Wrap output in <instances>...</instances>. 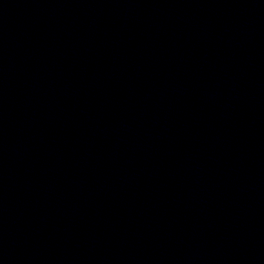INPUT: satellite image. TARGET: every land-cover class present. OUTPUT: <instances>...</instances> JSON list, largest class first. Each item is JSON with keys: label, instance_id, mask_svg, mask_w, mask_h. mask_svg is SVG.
Wrapping results in <instances>:
<instances>
[{"label": "water", "instance_id": "water-1", "mask_svg": "<svg viewBox=\"0 0 264 264\" xmlns=\"http://www.w3.org/2000/svg\"><path fill=\"white\" fill-rule=\"evenodd\" d=\"M0 264H264V0H0Z\"/></svg>", "mask_w": 264, "mask_h": 264}]
</instances>
